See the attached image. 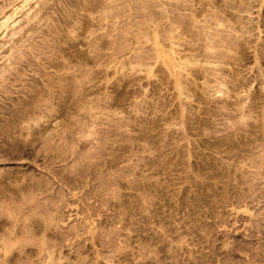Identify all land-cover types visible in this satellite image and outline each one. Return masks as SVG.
Here are the masks:
<instances>
[{"label": "rangeland", "instance_id": "1", "mask_svg": "<svg viewBox=\"0 0 264 264\" xmlns=\"http://www.w3.org/2000/svg\"><path fill=\"white\" fill-rule=\"evenodd\" d=\"M0 264H264V0H0Z\"/></svg>", "mask_w": 264, "mask_h": 264}]
</instances>
